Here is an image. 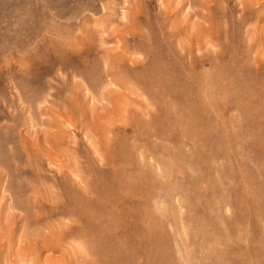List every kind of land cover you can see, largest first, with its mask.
Masks as SVG:
<instances>
[{"label":"rangeland","instance_id":"374dc122","mask_svg":"<svg viewBox=\"0 0 264 264\" xmlns=\"http://www.w3.org/2000/svg\"><path fill=\"white\" fill-rule=\"evenodd\" d=\"M263 22L0 0V264H264Z\"/></svg>","mask_w":264,"mask_h":264},{"label":"bare ground","instance_id":"6f19581e","mask_svg":"<svg viewBox=\"0 0 264 264\" xmlns=\"http://www.w3.org/2000/svg\"><path fill=\"white\" fill-rule=\"evenodd\" d=\"M264 23V22H263ZM260 34H262V30L260 31ZM19 247V246H18ZM41 255V254H40ZM37 256H38V254H37Z\"/></svg>","mask_w":264,"mask_h":264}]
</instances>
